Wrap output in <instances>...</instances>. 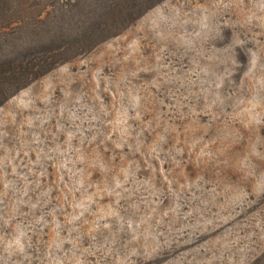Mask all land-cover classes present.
I'll use <instances>...</instances> for the list:
<instances>
[{
    "label": "rangeland",
    "instance_id": "obj_1",
    "mask_svg": "<svg viewBox=\"0 0 264 264\" xmlns=\"http://www.w3.org/2000/svg\"><path fill=\"white\" fill-rule=\"evenodd\" d=\"M32 64L0 264H264V0H0V65Z\"/></svg>",
    "mask_w": 264,
    "mask_h": 264
},
{
    "label": "trees",
    "instance_id": "obj_2",
    "mask_svg": "<svg viewBox=\"0 0 264 264\" xmlns=\"http://www.w3.org/2000/svg\"><path fill=\"white\" fill-rule=\"evenodd\" d=\"M43 67L46 69L44 65ZM45 69H42V65H36V67H34V64H32L23 67L22 70L16 71L15 66L11 67V69H2L0 65V101L13 89H16L29 79L41 74ZM6 70L10 71L5 73Z\"/></svg>",
    "mask_w": 264,
    "mask_h": 264
}]
</instances>
